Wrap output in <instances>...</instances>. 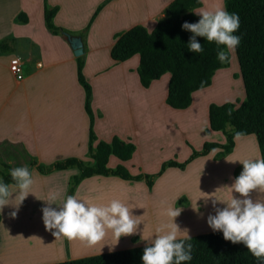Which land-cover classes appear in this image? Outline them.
<instances>
[{
  "label": "crops",
  "instance_id": "1",
  "mask_svg": "<svg viewBox=\"0 0 264 264\" xmlns=\"http://www.w3.org/2000/svg\"><path fill=\"white\" fill-rule=\"evenodd\" d=\"M45 1L49 8H57L52 20L54 25L74 32L75 36L86 26L97 6L102 4L87 32L83 36H78L83 45L82 72L92 90L91 109L94 114L93 131L96 136L94 145L98 141L109 142L114 136L121 141L131 142L135 147L131 158L121 161L110 155L107 166L114 168L122 164L132 175L146 173L147 170L141 163L136 166L138 170H134L136 167L133 164L142 144L141 137L150 134L147 130L143 131V134L139 133V120L142 116L152 115L150 110L141 108L140 104L142 98L145 102L151 103L152 95L149 92L160 78L164 80L165 89L162 99L165 101L169 74L162 75L153 80L148 88H143L136 73L138 55L115 63L110 51L114 44L115 33L127 31L135 26H142L147 32H151L173 0H0L1 160L8 163L11 168L24 165L29 158L42 164H49L56 159L66 157H77L90 165L93 163V160L87 156L88 116L83 107L84 92L76 79L75 57L68 40L66 41L60 33L52 34L44 28ZM198 1L202 6L205 0ZM206 2H208L206 7L209 8L211 6L216 8L220 3L223 7V0H206ZM201 6L193 11L198 16ZM24 17L26 21L22 20ZM95 39H98L99 47ZM14 56H19L23 61L21 80L16 79L9 69L10 60ZM217 71L220 72L219 69ZM216 72L212 79L218 75ZM194 96H196L195 92L192 93L190 106ZM205 108L207 112V106ZM170 110L176 109L170 108ZM146 141L147 139H144V142ZM233 141V149L241 144L243 147L250 146L256 150V139L253 134L235 136ZM217 152L219 149L215 148L207 155L195 158L189 164L199 160L215 162ZM232 152L221 162L228 160ZM254 159H258V156L256 155ZM176 170L180 169L167 168L160 178ZM30 172L33 183L29 194L21 202L20 196L16 194L17 189L13 184H9L13 198L9 201V205L0 210V246L8 241L10 236L6 237L8 231L20 229L21 223H18V220L25 215L32 216L25 212L30 204L34 205L35 211H41L50 198L51 201L57 198L58 202L53 203L52 207L61 205L70 178L79 173L77 169L70 168L40 174L34 167ZM131 184L137 185L140 189L135 195L145 196L150 201L155 196V182L149 191L143 181H126L114 176L101 175L84 178L73 195L85 202L102 205L107 195L112 194L109 185L116 186L118 192V189L122 191L121 189L126 186L136 188ZM176 197L178 195L171 203L178 201L179 198ZM257 197L255 195L254 199ZM184 204L186 206H180L181 212L188 206ZM13 210H16V215L19 212L18 218L16 215L15 217L10 215ZM29 219L25 224H33V220ZM42 228L43 226L38 228L37 232ZM139 231L121 236L120 242L117 241L118 243L113 246L108 243L90 245L91 247L84 244V247L81 245L80 248L73 240L57 238L56 257L53 254L40 260L17 264H52L151 243L154 237L143 235ZM210 232L214 231L207 228L188 236ZM25 233L27 238L18 236L13 240V244L16 245L23 239L27 241L32 237L30 230H25ZM182 237L184 234H178V238Z\"/></svg>",
  "mask_w": 264,
  "mask_h": 264
},
{
  "label": "trees",
  "instance_id": "2",
  "mask_svg": "<svg viewBox=\"0 0 264 264\" xmlns=\"http://www.w3.org/2000/svg\"><path fill=\"white\" fill-rule=\"evenodd\" d=\"M223 5L228 12L237 13L239 16V28L234 34L240 37V41L234 52L245 95L244 100L237 107L231 102L208 105L207 131L220 132L224 136V143L208 141L200 149L189 146L190 153L185 160L182 162L174 159L165 160L155 173L132 175L123 165L108 167L110 155L126 161L131 158L135 147L131 142L121 141L116 136L109 142L98 141L94 145L96 136L93 131L94 114L91 109L92 90L82 72L84 66L82 55L75 57L76 79L84 92L83 107L88 116L87 156L93 160V163L90 165L80 158L66 157L56 159L49 164H42L29 158L25 161L29 169L34 167L40 174L77 169L79 173L70 178L66 192V195H73L78 184L84 178L93 175L114 176L134 182L143 181L150 191L155 180L167 168L182 169L195 158L205 156L215 148L219 149L215 160L224 158L232 152L236 132L242 133L243 136L253 134L260 158H264V0H223ZM200 6L198 0H173L151 32H147L142 26H135L113 35L114 44L110 51L112 60L118 63L138 55L136 73L141 87L148 88L153 80L166 73L169 74L165 104L172 109L188 108L192 101V93L210 86L216 70L229 65V58L224 62L217 59V45L202 37H197L202 44V52L188 50L187 43L192 34L182 30L181 24L184 21H197L199 16L193 11ZM101 7L102 4L97 6L88 23L77 33V36H83L87 32ZM56 12L57 8H49L45 1L44 28L52 34L60 33L67 41L68 36L76 34L54 25L52 20ZM22 20L26 21V17ZM225 51L228 52L227 49ZM9 169L11 166L0 158V178L8 184H14ZM182 202L184 199H179L177 204ZM189 237L190 240H186V243L191 244L192 258L181 264H261V261L253 257L242 243L223 239L220 231ZM145 246L52 264H142L140 257Z\"/></svg>",
  "mask_w": 264,
  "mask_h": 264
},
{
  "label": "clouds",
  "instance_id": "3",
  "mask_svg": "<svg viewBox=\"0 0 264 264\" xmlns=\"http://www.w3.org/2000/svg\"><path fill=\"white\" fill-rule=\"evenodd\" d=\"M238 28V14L230 13L223 7H216L214 10L202 9L197 21H184L181 24L182 30L192 34L187 43L189 51H203L201 42L197 40V37H202L217 45L216 56L221 62L229 58L225 49L234 51L239 44L240 37L234 34ZM220 45L224 47H219ZM235 135L240 136L242 133L236 132ZM240 164L242 170L231 185L222 186L231 190L230 199L223 203V208H216L214 214H209L206 223L213 231H220L223 239L242 243L253 257L264 264V198L253 199L250 195L254 190L264 193V158L244 159ZM9 175L21 202L29 194L33 183L29 166L24 164L11 168ZM232 193H238L239 196ZM12 198L9 184L0 178V210L9 205ZM216 201L213 199L214 205ZM52 205L54 204L50 201L45 203L41 208V218L45 230H51L55 238L78 239L94 245L109 230L118 240L121 236L136 233L138 229V216L130 211L126 203L118 199L97 205L69 194L61 205ZM181 210L176 205L166 208L165 215L171 222L156 229L158 234L143 249L140 257L142 264H181L191 260V244L186 243V240H190L188 231L174 222ZM10 215L15 217L16 210ZM179 233H184V238H178Z\"/></svg>",
  "mask_w": 264,
  "mask_h": 264
},
{
  "label": "rangeland",
  "instance_id": "4",
  "mask_svg": "<svg viewBox=\"0 0 264 264\" xmlns=\"http://www.w3.org/2000/svg\"><path fill=\"white\" fill-rule=\"evenodd\" d=\"M206 4H208V2H206L205 0L201 6V10L215 9V7L213 8V6H211V8L206 7L207 6ZM217 7H222L221 3ZM94 41L99 47L98 39H95ZM228 52H229L228 67L219 69L220 72L217 71L218 75H216V78L212 79L210 86L195 92L196 96H194L193 103L188 109L170 110V108L165 104V101L162 99V93L165 89V86H164V80H162L161 78L159 79V81H157L158 83L155 84L152 90L149 92L152 95L151 103L149 104L147 101L145 102V99L142 98L140 107L147 108V111L150 110L152 115L148 114V117L142 116V118L139 120V125H140L139 133L143 134V131L147 130L150 131V134L148 136L141 137L142 144L139 147L138 155L135 156L134 158L133 164L135 165V167L137 166L138 163H141L142 167L145 168V170H147L146 173H153V172L155 173L156 171H158L157 169H159L160 164L165 160L168 159H174L176 161L185 160V158H187L190 153V147L194 149H200L202 145L208 141L224 142V136L220 132L207 131L208 121H207V112L205 106H207L208 108V105L210 103L221 104L225 102H231L234 104L235 107H237L240 104V102L244 100V96H245L244 88L241 77L239 75L237 59L234 51L228 50ZM99 54L101 53L99 52ZM153 130L155 131L156 134L154 133ZM144 139H147V141L144 142ZM255 146H256V150L253 147L252 148H250V146L243 147L241 146V144H238V147L233 149L230 158L226 161L221 162V160H224V158L217 160L215 162H210L209 160H199L198 162L194 164H189L180 170L168 172L169 174L164 176L163 178H160L161 176H159L155 180V185H156L155 196L151 198V201L145 196H139L138 194L135 195V192L140 190L135 184H131V185L136 186V188H131L130 186H126L123 189H121L123 192L120 191L119 189L117 192L116 186L113 187L112 185H109V189L112 191V194L107 195L106 199H104L105 202L103 204H107L109 201L115 198L121 200L127 205H131L130 208H132V206H135L134 202H136V204L138 205L141 203L143 207L140 205L141 207H138L139 210L140 209L142 210L144 206L146 207V205L147 208L149 209L150 206H153L151 207V213L152 212L154 213L153 219L164 220V218L170 219L165 215V210L168 206L176 205L177 207H180V206H184L185 205L184 203H186L188 204L187 208H185V211L180 212V214L176 218L184 217L188 214V212L189 214L192 212H196V215L194 213L196 218L195 217L193 218L194 227L192 228L185 226V228H183L184 227L183 226L180 228L187 229L188 234H195L196 232L203 231L204 229L210 227H205L207 226L206 223L207 216H205L202 213L204 212L205 209L206 212H209V209H212V207L215 208L217 207V205L218 208H221L222 206L224 207L223 203H226L230 199L231 190L228 189L227 187H222V186L231 185L234 179V174L236 177L242 170V165L240 164V162L243 161L244 159H254L256 155L258 156V158H260V154L256 142H255ZM216 162H220V163H216ZM134 170H138V168L136 167L134 168ZM250 194H252V198L255 195L256 197L261 196V198H264V193H258L255 190ZM176 195H178V197L176 198L184 199V202L177 204L176 201L175 202L173 201V203H171L172 199ZM232 195L239 196L238 193L235 194L233 193ZM217 196H219V198ZM56 199L57 198H53L51 201L50 198L47 202L51 201V203H56L58 202ZM124 199L126 201H124ZM213 199L217 200L215 202V205L213 204ZM129 202L130 203L133 202L134 204H130ZM33 206L34 205L30 204L27 210H25V212L30 213L32 216L27 217L25 215L21 220H18V223H21L20 229L23 228L24 230V228L27 227L28 229L26 228V230H30V232L31 230H33V232L34 231L36 232L33 233L32 235L35 236L32 237L33 242H36L41 235H43L44 233H49L51 232V230H45L43 225L42 228L43 230H41L40 232L36 231L37 229L35 228H37V226L40 223L42 224L41 222L42 213L41 211L38 210L35 211ZM155 210L158 211L157 216ZM161 210L162 212H164L163 213L164 215L161 214ZM18 213L16 217L18 216ZM29 218L33 220L32 223H34V221L37 222L36 223L37 225L34 224L36 227H32L33 226L32 224L31 225L29 224L32 228H30L28 224L25 225V223H27L26 220ZM167 224H170V222L165 223V225ZM155 225H156L154 226L156 227L155 230H151L150 232V234L153 237L158 234L157 232H155L156 229L161 227L163 224L157 223ZM20 229L17 228L16 230L7 232L6 237H8V235L11 234V238H10L11 240L9 239V242L7 243L8 246H11V248H13V246L17 247L16 245H18V244L12 245L13 244L12 241L16 237H18V233H19V237L21 236V233L22 234L23 232L25 233V231L21 232ZM179 234H184V233H179ZM12 235L14 239H12ZM25 235L23 234L22 236L24 237ZM29 240L30 239L24 241L26 243L31 242L32 244L33 242ZM22 242L21 243L19 242V246L20 244L21 245L24 244L20 246L21 248L26 246L25 242L24 243ZM15 247L14 249L17 248L20 249L19 247L17 248ZM50 254H45V255L49 256ZM34 255L37 257V259H34L33 257ZM34 255L32 256L33 259H31V254L29 255L28 252L27 253L22 252L21 256L16 257L18 258L17 260L16 258H12L13 261L12 260L11 261L12 264L14 262L25 263V262L40 260L39 259L40 257H45L44 253L34 254ZM37 255H40L39 258Z\"/></svg>",
  "mask_w": 264,
  "mask_h": 264
},
{
  "label": "bare ground",
  "instance_id": "5",
  "mask_svg": "<svg viewBox=\"0 0 264 264\" xmlns=\"http://www.w3.org/2000/svg\"><path fill=\"white\" fill-rule=\"evenodd\" d=\"M235 53V52H234ZM233 194V193H232ZM235 194V193H234ZM251 196H252V194H250ZM110 197V196H109ZM218 198H219V196H217ZM253 198H255V196L253 197ZM115 199V198H114ZM124 201H126L125 199H124ZM128 201V200H127ZM131 202V201H130ZM129 202V203H130ZM138 202V201H137ZM135 203V206H132V208H130L131 207V205H128L129 206V208H130V211L133 213V214H135V215H137L138 217H137V220H138V222H139V225H138V231H139V233L142 231V233L141 234H145V235H147V234H149V235H147V236H150V237H152V235L150 234V232H151V230H155V228L156 227H154V226H156L155 224H163V225H165V223H169V222H171L170 221V219H168V218H164V220H162V219H159V220H155V219H153V217H154V213L152 212L151 213V207H153V206H150V209L149 208H147V205H146V207L144 206V208L141 210H139V208L138 207H143V205L140 203L139 205L138 204H136V202H134ZM133 202L132 203H130V204H134ZM139 203V202H138ZM141 205V206H140ZM154 205H155V202H154ZM136 207V208H135ZM216 208H218V205H217V207H215V208H213L212 207V209H209V212H206L205 210H204V212L202 213V214H204L205 216H208L209 214H214L215 213V209ZM221 208H223V206L221 207ZM161 209V208H160ZM163 210V209H162ZM162 210H161V214L162 215H164L163 213L164 212H162ZM154 211V210H153ZM156 211V210H155ZM156 216L158 215V211H156ZM194 213H195V215H196V212H192V213H190L189 214V212H188V214L186 215V213H185V215L186 216H184V217H179V218H175V220H174V222L175 223H177L178 225H179V227H183V228H185V226H188V227H194V217H195V215H194ZM194 215V216H193ZM203 215V216H204ZM27 216V215H26ZM27 217H29V216H27ZM198 217H199V215H198ZM196 218V217H195ZM42 222V221H41ZM37 222L36 221H34V223L32 224L33 226L32 227H36L34 224H36ZM195 223H197V222H195ZM26 225V224H25ZM31 225V224H30ZM29 224H28V226H30ZM37 225V224H36ZM41 225L43 226V222H42V224L40 223L38 226H39V229H40V227H41ZM38 226H37V228H35V229H38ZM25 227V226H24ZM31 226H30V228H32ZM205 227H209L208 225L207 226H205ZM27 228V227H26ZM26 228H24V230H23V228L22 229H20V231L22 232V231H25L26 230ZM202 228H204V227H202ZM28 229V228H27ZM39 229H38V231H39ZM41 230H43V229H41ZM37 231V230H36ZM156 232V231H155ZM30 233H32V234H30V235H33V233H36L35 231L33 232V230H31V232ZM23 234L25 235L26 233H24L23 232ZM22 233H21V237H23L22 235H23ZM39 234V233H38ZM15 235V234H14ZM16 236V235H15ZM18 236H19V233H18ZM39 236V235H38ZM26 237V236H25ZM32 237H35V236H32ZM32 237L31 238H28V239H30L32 242H33V239H32ZM123 237V236H122ZM144 237V236H143ZM11 238V234H10V236L8 237V241H6V243H4V244H1V246H0V264H12V258H16V257H19V256H21L22 255V252H24V253H29V255L31 254V259H33V257H34V259H37V257L34 255V254H42V253H44V255L45 254H54V257H56L57 255H56V253L55 252H57V250H58V240H57V238H55L52 234H51V232H49V233H44L43 235H41L39 238H38V240L36 241V242H33L32 244H31V242H28V243H26L25 241H24V239H23V242L22 243H24L25 242V245L26 246H24L23 248H21L20 246H22V245H24V244H20V246H19V243H18V245H16L17 247H19L20 249H18L17 247H15V246H13V248H11V246H8V242H9V239ZM27 238V237H26ZM12 239H14L13 238V235H12ZM11 240V239H10ZM29 240V241H30ZM73 240V242H74V244L77 246V247H79L80 246V248H81V245H83L82 247H84V244H86V243H84V242H82V241H80V240H78V239H72ZM117 241H119L120 242V240L118 239V240H116V238L113 236V234L111 233V231L109 230L107 233H106V235H105V237L101 240V241H99V242H97L96 244H94V245H98V244H105V243H108V245H110V246H113V244H116V243H118ZM13 242V241H12ZM20 242V243H21ZM9 244H11V243H9ZM12 245H14V244H12ZM88 246H90V245H88ZM14 247L15 248H17V249H14ZM91 247V246H90ZM93 247V246H92ZM47 252V253H46ZM53 252V253H52ZM20 253V254H19ZM51 254L49 255V256H51ZM24 255V254H23ZM34 255V256H33ZM43 255V256H44ZM33 256V257H32ZM38 256V258H39V256L40 255H37ZM46 256V255H45ZM28 258V257H27ZM41 258H46V257H40L39 259H41ZM52 258V257H51ZM18 258H16V260H17ZM12 260V261H11ZM15 260V259H14ZM14 263H17V262H14ZM13 263V264H14Z\"/></svg>",
  "mask_w": 264,
  "mask_h": 264
},
{
  "label": "built area",
  "instance_id": "6",
  "mask_svg": "<svg viewBox=\"0 0 264 264\" xmlns=\"http://www.w3.org/2000/svg\"><path fill=\"white\" fill-rule=\"evenodd\" d=\"M22 59L19 56H14L9 63V69L11 71V73L13 74V76L18 79L21 80L22 79Z\"/></svg>",
  "mask_w": 264,
  "mask_h": 264
},
{
  "label": "water",
  "instance_id": "7",
  "mask_svg": "<svg viewBox=\"0 0 264 264\" xmlns=\"http://www.w3.org/2000/svg\"><path fill=\"white\" fill-rule=\"evenodd\" d=\"M68 43L72 50L74 57L82 56L83 54V45L81 38L78 36H68Z\"/></svg>",
  "mask_w": 264,
  "mask_h": 264
}]
</instances>
